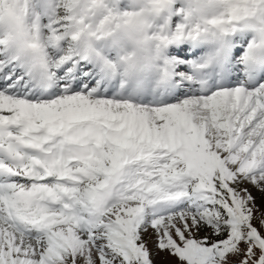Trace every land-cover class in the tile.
I'll return each mask as SVG.
<instances>
[{
    "label": "snow or ice",
    "instance_id": "obj_1",
    "mask_svg": "<svg viewBox=\"0 0 264 264\" xmlns=\"http://www.w3.org/2000/svg\"><path fill=\"white\" fill-rule=\"evenodd\" d=\"M12 3L51 79L0 26V264H264V0H151L147 93L122 0Z\"/></svg>",
    "mask_w": 264,
    "mask_h": 264
},
{
    "label": "clouds",
    "instance_id": "obj_2",
    "mask_svg": "<svg viewBox=\"0 0 264 264\" xmlns=\"http://www.w3.org/2000/svg\"><path fill=\"white\" fill-rule=\"evenodd\" d=\"M122 2L131 10L121 13L116 18L119 21L117 37L119 60L116 64L105 62L101 71L113 78H121L126 88L151 92L161 85L164 75L162 49L147 36L151 24L144 12L145 6L151 7V0ZM14 7L12 0L0 2V8L4 10L3 15H0V26L8 34L12 47L24 60L32 78L38 84H47L51 78L45 50L40 46L34 33L29 36L24 21L12 14L10 10ZM104 30L111 33L112 24L106 23Z\"/></svg>",
    "mask_w": 264,
    "mask_h": 264
}]
</instances>
